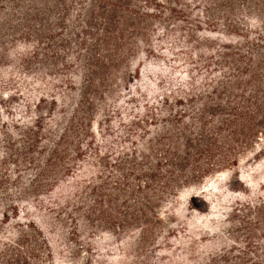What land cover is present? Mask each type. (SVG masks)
<instances>
[{
    "label": "rangeland",
    "instance_id": "obj_1",
    "mask_svg": "<svg viewBox=\"0 0 264 264\" xmlns=\"http://www.w3.org/2000/svg\"><path fill=\"white\" fill-rule=\"evenodd\" d=\"M234 3L203 41L202 0H0V264H264V0Z\"/></svg>",
    "mask_w": 264,
    "mask_h": 264
},
{
    "label": "trees",
    "instance_id": "obj_2",
    "mask_svg": "<svg viewBox=\"0 0 264 264\" xmlns=\"http://www.w3.org/2000/svg\"><path fill=\"white\" fill-rule=\"evenodd\" d=\"M205 1L206 3H209L207 8L205 9V14L202 17L203 21L200 22L198 21L197 23L199 25L195 26V28L197 29V33L199 35L200 40L203 41H209L211 40V36L215 35L212 34L211 32L208 34L203 35V31L199 30L201 25L204 26H208V27H216L217 22L221 23L220 21H223V17L232 15V12L235 10V3L234 0H202ZM219 9H223L224 11L220 12V17L221 18H215L213 12L218 11ZM234 9V10H233ZM219 13V12H218ZM219 19V20H217ZM228 28H233L232 24H228L227 25ZM117 29H105L100 31L98 34L96 33V35L92 36V38L90 39V46L93 45V47L91 49H93L92 51V55L90 57V61L92 65H95L96 68H107V66L104 64V60L106 59L107 56L109 59L111 58H116L119 56L118 53V48L116 45V38H115V32ZM211 35V36H210ZM55 99L56 98H52ZM251 136H246V139L249 140ZM53 156H58L57 152L55 151V154ZM33 161V160H32ZM227 162V160H223L222 161ZM34 163V162H33ZM45 167L43 168V177H44V183H46V187H51L53 183L56 182V175H58L59 172H56L55 170L53 171V173H51V169L55 167V163L54 160L52 159V157L49 158V160H46L45 162ZM155 166V165H154ZM194 166V165H193ZM160 167V164L155 166V169L157 170ZM194 169H197V173L202 171L204 172V168L203 165H200L199 167L194 166ZM63 171L66 173H70V169L68 167H63ZM93 173L92 170H87L86 174H83L82 176L84 177H91L89 174ZM90 179V178H89ZM69 192V190H68ZM67 192V193H68ZM50 193H52V191H50ZM72 192H69V195ZM195 202V199L193 200ZM243 211L245 212H256L257 215H260L261 218H264V206H262L261 204H254L251 201L246 202L245 205H242ZM235 212H237V210L235 209ZM19 218L18 216L16 217V219ZM31 228H35L36 224L32 221L30 223ZM245 237L246 239L250 240L249 237L252 236V233L249 231L250 227L249 226H245ZM5 245V244H3ZM251 247V246H250ZM249 259V258H248ZM248 259L246 261H248ZM249 264H257L254 260L249 259Z\"/></svg>",
    "mask_w": 264,
    "mask_h": 264
}]
</instances>
